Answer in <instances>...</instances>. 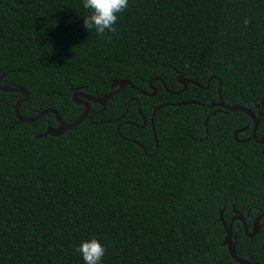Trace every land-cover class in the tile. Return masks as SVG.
Segmentation results:
<instances>
[{"label":"trees","instance_id":"16d2710c","mask_svg":"<svg viewBox=\"0 0 264 264\" xmlns=\"http://www.w3.org/2000/svg\"><path fill=\"white\" fill-rule=\"evenodd\" d=\"M89 15L83 0H0V85L27 89L23 117L50 107L73 122L84 109L73 93L133 84L41 137L54 113L18 122L22 93L0 91V264H84L77 248L90 238L102 264H239L219 213L228 223L234 206L251 226L264 209V144L235 139L252 133L247 113L201 103L218 101L220 80L226 104L257 113L264 0H129L103 34L86 29ZM179 76L199 85L177 92ZM149 80L154 95L142 93ZM259 119L257 137L264 104ZM233 228L236 254L264 264V216L253 237Z\"/></svg>","mask_w":264,"mask_h":264},{"label":"water","instance_id":"95a60500","mask_svg":"<svg viewBox=\"0 0 264 264\" xmlns=\"http://www.w3.org/2000/svg\"><path fill=\"white\" fill-rule=\"evenodd\" d=\"M211 78H216V76L211 75L207 79L206 85L205 86L200 85V87L201 88H204V89H208V87H209V81H210ZM178 80L182 83V88L179 91H177V92H183L185 90V88L187 87L188 83H194V84L199 85L193 79L186 78V77H180L179 76L178 77ZM125 85L133 86V84L131 83V81H129L127 79H113L111 81L110 86L112 88L115 87V89H113L110 92L104 93L102 95L92 96V95H89V94H86V93H82V92H75V93H73V95H72L73 101L75 103H78V104L83 105V108H84L82 114L76 120H74L73 122L63 121L60 118L58 112L55 109L50 108V107L42 109L41 111H39L37 114H35L33 116L23 117L19 113L18 107H19V105H20L21 102H23L26 99H28L29 92L27 91V89L24 88V87H22V86L0 85V91H2V90L3 91H18V92H21L22 93L23 96L21 98L17 99L15 101V103H14V106H13L15 115H16V117L18 119V122L35 121L36 119H38L39 117H41L42 115H44L47 112L54 113L55 118L58 121V124L57 125H50L49 124L47 126L46 130L43 133L35 135L36 137H41L44 134L59 135L62 132L66 131L68 129H71L72 127H74L75 125H77L78 123H80L81 120H83L84 118H86L88 116L89 109H90L89 108V102L88 101H93V102L99 103L100 105H102V107H104L106 101L110 97H112L114 94L118 93ZM163 85L165 86L164 83H163ZM148 86L151 89V91L150 92L142 91V93L143 94H146V95H154L156 93V88L151 85V81L150 80L148 81ZM220 87H221V81L219 80V84H218V101L217 102H213L212 101L210 103H201V104L202 105L204 104L205 106H208V107H212V106H215V105H219L226 112L228 110H240V111H243V112L247 113L251 117V119L253 121L252 133L247 138L239 139L237 137L238 132L246 129V127L237 128L233 132V135H234L235 139L237 141H241V142L242 141H247V140H250V139H254L256 142L264 144V130H263L262 134L259 137H257L256 134H255L256 128H257V126L259 124V121H260L259 116L261 115V107L264 104V100H262L259 103H256L255 104V107L257 108V113H255L253 110H251V109H249L247 107L241 106V105H228V104H226L223 101V98H222V95H221V92H220ZM194 102H195L194 100H188V101L187 100H183V101H178L175 104L181 105V104L194 103ZM138 106H139V102H138ZM157 108L158 107H155L153 109L152 115H151V118H150V124H151V128H152V131H153V137L154 138H156L155 125H154V114H155V111H156ZM214 112L215 111H211V113H214ZM88 117L91 118V115H89ZM208 118H209V115L204 120V123L205 124H206ZM156 147H157V143H156ZM233 210H234V214H233V216L231 217V219L229 220L228 223H226V221L222 217L223 210H221L220 213H219V219L221 220V222L223 224V227H224V230H225V236H224V239H223V244L227 246L228 251H229V254L239 264H258V263L254 262L252 260L243 259V258L239 257L236 254V235H235L234 228H233V221L235 219H239L242 222V225H243V229H244L245 234L247 236H249V237H253L259 231V229L261 227V218L264 216V209L262 211H260L253 218V221H252L251 226H249L247 224V222H246V220L244 218V215L238 209H236L234 206H233Z\"/></svg>","mask_w":264,"mask_h":264},{"label":"clouds","instance_id":"9594fccd","mask_svg":"<svg viewBox=\"0 0 264 264\" xmlns=\"http://www.w3.org/2000/svg\"><path fill=\"white\" fill-rule=\"evenodd\" d=\"M129 0H83V8L90 10L87 20H84L86 29L93 28L97 33L114 31L118 14L123 12ZM84 264H102L106 254L105 246L96 238L82 240L77 248Z\"/></svg>","mask_w":264,"mask_h":264},{"label":"flooded vegetation","instance_id":"af4514ba","mask_svg":"<svg viewBox=\"0 0 264 264\" xmlns=\"http://www.w3.org/2000/svg\"><path fill=\"white\" fill-rule=\"evenodd\" d=\"M146 121H145V119H143V124L145 123ZM235 220H239V219H235ZM253 221V220H252Z\"/></svg>","mask_w":264,"mask_h":264}]
</instances>
